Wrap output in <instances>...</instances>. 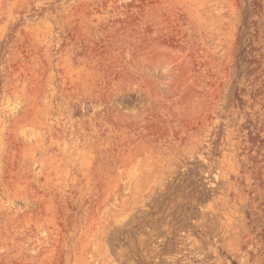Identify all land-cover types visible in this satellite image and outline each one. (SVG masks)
Wrapping results in <instances>:
<instances>
[{"label":"rangeland","instance_id":"obj_1","mask_svg":"<svg viewBox=\"0 0 264 264\" xmlns=\"http://www.w3.org/2000/svg\"><path fill=\"white\" fill-rule=\"evenodd\" d=\"M0 264H264V0H0Z\"/></svg>","mask_w":264,"mask_h":264}]
</instances>
